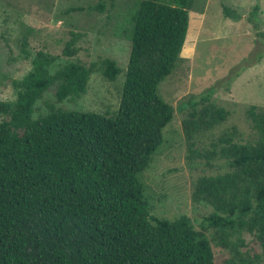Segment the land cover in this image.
Instances as JSON below:
<instances>
[{
  "label": "trees",
  "instance_id": "1",
  "mask_svg": "<svg viewBox=\"0 0 264 264\" xmlns=\"http://www.w3.org/2000/svg\"><path fill=\"white\" fill-rule=\"evenodd\" d=\"M194 1L133 0L119 27L129 43L123 71L104 58L88 66L67 60L50 73L54 58L37 52L26 75L11 81L14 99L0 101V264H264L263 107L245 109L253 134L244 139L235 127L214 134L228 117L212 101L215 86L185 101L186 161L225 168L192 187L191 202L211 210L198 229L186 216L151 217L137 179L173 117L157 87L181 60ZM221 14L240 19L224 6ZM76 52L71 39L61 53ZM94 72L108 81L122 74L112 114L56 106L85 95ZM50 87L54 102L33 118ZM210 243L227 257L215 263Z\"/></svg>",
  "mask_w": 264,
  "mask_h": 264
},
{
  "label": "rangeland",
  "instance_id": "2",
  "mask_svg": "<svg viewBox=\"0 0 264 264\" xmlns=\"http://www.w3.org/2000/svg\"><path fill=\"white\" fill-rule=\"evenodd\" d=\"M132 1L0 0V101L14 99L11 81L26 75L37 52L54 58L50 73L67 60L88 66L104 58L114 60L123 71L129 43L119 27L124 9ZM98 3L103 5L101 12L95 8ZM222 6L240 19L232 22L223 18ZM71 39L77 52L65 57L61 52ZM258 54L261 58L256 61ZM180 57L172 73L157 87L159 98L172 107L173 117L162 129V142L137 179L151 217L173 221L186 216L198 229L201 218L211 210L191 202L192 187L200 176L222 173L225 168L219 161L210 167L197 160L194 164L186 161L180 127L188 111L185 101L215 86L212 101L225 109L228 117L214 134L230 127L244 139L253 134L244 111L250 105L264 108V0H195L188 12ZM235 74L238 76L225 86ZM122 81V74L108 81L94 72L85 95L56 106L110 115L117 109ZM53 91L50 87L36 102L33 118L47 112L45 104L54 102ZM205 234L209 237V232ZM243 238L248 248L257 251L248 235ZM210 246L215 263L227 257L226 252Z\"/></svg>",
  "mask_w": 264,
  "mask_h": 264
}]
</instances>
